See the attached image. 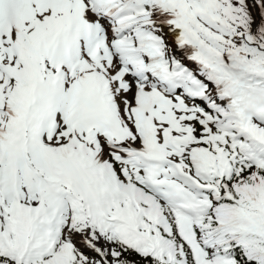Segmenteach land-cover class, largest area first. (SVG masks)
<instances>
[{
  "label": "snow or ice",
  "instance_id": "obj_1",
  "mask_svg": "<svg viewBox=\"0 0 264 264\" xmlns=\"http://www.w3.org/2000/svg\"><path fill=\"white\" fill-rule=\"evenodd\" d=\"M0 264H264V0H0Z\"/></svg>",
  "mask_w": 264,
  "mask_h": 264
}]
</instances>
